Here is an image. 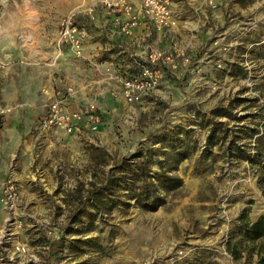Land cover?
<instances>
[{
  "label": "rangeland",
  "instance_id": "374dc122",
  "mask_svg": "<svg viewBox=\"0 0 264 264\" xmlns=\"http://www.w3.org/2000/svg\"><path fill=\"white\" fill-rule=\"evenodd\" d=\"M188 1L174 37L196 67L129 104L114 60L57 46L59 20L85 21L90 0H0V38L17 53L1 60L3 90L37 104L47 85L71 86L102 114L96 131L76 136L32 139L18 126L10 164L0 160L18 190L13 208L0 205V264H256L226 242L238 239L242 212L250 223L264 213V0ZM171 137L187 158L165 204L91 207L86 189L115 160L143 145L162 156Z\"/></svg>",
  "mask_w": 264,
  "mask_h": 264
},
{
  "label": "built area",
  "instance_id": "2783aa9c",
  "mask_svg": "<svg viewBox=\"0 0 264 264\" xmlns=\"http://www.w3.org/2000/svg\"><path fill=\"white\" fill-rule=\"evenodd\" d=\"M97 10H103L113 17L112 23L123 39L131 38L135 29L145 24L160 31L165 40L156 45L150 41L135 42L138 51H130V56L129 51L121 48L122 52L128 54L131 63L122 60L114 62L112 69L109 67L110 74L118 82L119 94L126 103L138 102L144 94L157 87L165 76H183L196 67L188 45L179 44L174 37L180 27L174 0H91L85 12L88 23L77 20L73 14H67L59 20L57 46L82 55L85 42L91 35L90 24L96 19ZM4 69L5 63L0 61V71L3 72ZM41 92L46 99L38 119L37 128L40 131L48 134H79L94 132L99 128L102 114L98 106L91 102L76 105L71 86L58 89L45 87ZM14 107L21 108L23 103L12 106L0 102V122ZM17 198L16 182L9 174L1 182L0 205L11 209Z\"/></svg>",
  "mask_w": 264,
  "mask_h": 264
},
{
  "label": "trees",
  "instance_id": "16d2710c",
  "mask_svg": "<svg viewBox=\"0 0 264 264\" xmlns=\"http://www.w3.org/2000/svg\"><path fill=\"white\" fill-rule=\"evenodd\" d=\"M264 136V121L261 124ZM172 137L167 138L168 145ZM171 142V143H170ZM214 142L206 138L205 148ZM264 145V141H263ZM156 152L144 145L137 147L130 155L115 160L105 173L86 189V200L97 212H109L118 205L130 206L132 202L140 208L154 210L165 204L167 198L181 186L182 179L176 173L178 164L187 158L182 145H171L169 150ZM156 168L153 169L152 166ZM124 197V198H123ZM239 237L233 242L227 240L226 249L234 258L240 252L256 256V264H264V213L250 223L242 212L238 218Z\"/></svg>",
  "mask_w": 264,
  "mask_h": 264
},
{
  "label": "crops",
  "instance_id": "0c3cea01",
  "mask_svg": "<svg viewBox=\"0 0 264 264\" xmlns=\"http://www.w3.org/2000/svg\"><path fill=\"white\" fill-rule=\"evenodd\" d=\"M91 1V0H90ZM184 0H174V10L176 14H179L180 8L179 4L182 5ZM186 4L189 3L188 0H185ZM86 20L81 22L88 23V16L84 14ZM96 19L91 21L92 31L90 37L86 40L84 46V53L89 57H103V59L121 62L125 60V63H131L128 54L121 51V48H124V51H129V56L131 52H136L138 49L135 47V42H152L154 45L162 43L165 41L162 38L161 32L153 28L151 25L141 24L138 26L134 35L131 38H122L117 32V27L113 25V17L107 15L103 10H97ZM179 16V15H178ZM189 22H186L187 25ZM58 25V24H57ZM58 28V27H56ZM7 39L0 38V61L7 59V57H13L16 55V51L12 49V43L10 41L6 42ZM120 41V44L118 43ZM137 49V50H134ZM131 51V52H130ZM127 54V55H126ZM3 57V58H1ZM3 62V61H2ZM5 63V62H4ZM10 73V67L5 66L3 72L0 71V83L8 77ZM1 85V84H0ZM57 86V85H55ZM53 84L47 85L48 88H54ZM45 87V86H44ZM62 87V86H61ZM41 89V88H40ZM16 94L11 92H6L3 90V87L0 86V102L8 105H16L17 103H23V107L16 108L14 107L10 113L4 116L0 122V160L2 159L4 163L10 164V158L12 151L16 149L17 144L21 141L22 133L18 129L19 125L24 127V133L30 134L31 138H52L53 135L58 133L48 134L40 131L38 127V119L41 113L43 112V101L45 98L41 95L40 90L37 96H40L39 102L37 104L28 103V101L18 99L16 100ZM28 100L32 98L30 94L26 96ZM81 102L80 98L74 97V103L77 105ZM65 135V133H61ZM76 136L75 134H66ZM12 144H9V143ZM4 171V168L0 166V183L3 178L1 172Z\"/></svg>",
  "mask_w": 264,
  "mask_h": 264
}]
</instances>
